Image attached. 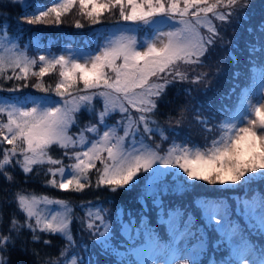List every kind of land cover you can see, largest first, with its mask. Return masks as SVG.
I'll return each instance as SVG.
<instances>
[{
    "label": "snow or ice",
    "instance_id": "obj_1",
    "mask_svg": "<svg viewBox=\"0 0 264 264\" xmlns=\"http://www.w3.org/2000/svg\"><path fill=\"white\" fill-rule=\"evenodd\" d=\"M8 2L23 6L26 0ZM77 5L79 15L90 25L101 24L105 13L118 10L115 30L102 36V43L93 31L95 49L86 44L82 49L62 50L67 54L29 57L27 46L21 50L17 37L8 34L6 17L0 19V80L24 81L7 91L19 92L35 77L33 89L59 98L0 97V175L11 183L14 177L8 169L19 167L28 175L47 165L46 185L77 193L91 187L112 193L130 191L143 179L137 197L142 211L137 220L131 211L125 213L121 208L113 220L108 209L88 201L78 205L84 213L81 217L74 214L68 200L16 194L14 201L0 200V264H12L10 250L16 248L25 230L34 244L51 246V240H42L43 235H59L65 241L58 258L44 264H93L90 256L86 259L75 251L79 248L87 254L91 249L83 240L77 245L71 230L74 220L101 254L114 258V264H176L181 259L183 264H202L205 255L207 264H264V247L257 249L225 201L197 200L203 220L199 224L186 208L164 200L168 195H184L199 181L236 187L250 185L257 177L264 179V21L246 29L253 36L246 42V81L250 83L242 86L241 72H233L234 83L225 97L235 96L232 104H221L215 110L210 101L193 105L192 88L188 87L182 91L191 99L179 109L174 124L172 116L167 128L156 118L160 104L170 103L165 100L170 87L187 83L207 88L209 72L197 69L210 67L207 60L218 43L221 47L232 45L221 28L249 20L250 0H53L46 10L33 9L18 19L31 25H59ZM121 21L126 23L121 25ZM140 26L151 30L148 38L137 39L134 33ZM75 27L84 25L76 20ZM232 48L228 55L238 62ZM182 65L189 70H182ZM57 69L55 86L46 85L43 78ZM220 71L217 67L215 74ZM82 111L94 116L95 122L80 127ZM189 112L205 133L219 135L210 142L206 136L203 148L185 137L183 142L172 139L163 149L168 134H179ZM115 114L119 119L108 124ZM217 116L221 119L215 122ZM73 127L79 131L72 133ZM155 136L161 143L152 142ZM54 146L62 150L60 158L50 154ZM65 157L73 162L65 165ZM169 176L176 179L169 182ZM149 201L155 210V225L147 215ZM5 202H15L25 216L21 222L15 213L10 214L7 231L3 229ZM53 205L57 207L51 208ZM235 215L243 218L250 232L264 234V195L238 198ZM117 231L120 238L114 243ZM208 232L216 234L210 254ZM20 251L29 250L21 246ZM218 252L226 255L217 259ZM32 255H38L35 249Z\"/></svg>",
    "mask_w": 264,
    "mask_h": 264
},
{
    "label": "trees",
    "instance_id": "obj_2",
    "mask_svg": "<svg viewBox=\"0 0 264 264\" xmlns=\"http://www.w3.org/2000/svg\"><path fill=\"white\" fill-rule=\"evenodd\" d=\"M52 2L53 0H26L25 4L22 6L20 4L11 5L9 4L8 0H3V3H0V12L4 13V16L0 17V19H4L6 17L7 23L9 25L7 30L9 35L16 36L22 46L29 44L30 49L34 50V52L38 51L37 49H34V47H36L37 41L41 43L43 48H55L60 45L61 50L68 46L76 49L77 47H84L86 44H90V46L95 49L97 45V39L92 35L93 31L96 32L97 36H101L100 42L102 43V36H107L110 32L115 30L113 25L117 23L116 18L110 17L108 13H105L103 16L101 24L90 25L86 19L82 20L81 23L84 25L83 28H76L74 22L70 25L65 23V26H60L63 22L59 25H31L19 22L18 18L24 15L25 12L31 14L33 9L37 8L44 10ZM247 12L250 18L249 20L242 21L241 24H236L235 21H233L232 23L226 24L221 28V32L225 40L230 39L232 41V45L238 44V47L232 48V45L221 47L218 43L217 46L211 50L210 58L207 60V63L210 67L197 69V71L209 72L206 89L205 84L189 85L187 83L176 84L175 86L168 89L165 100L170 101V103L162 102L159 107V113L156 117L165 128H167L169 116L173 117L174 124L175 118L179 114V109L185 105L186 101L191 99L185 97L182 89L188 87L192 88V97L194 99H191V103L193 105H195L197 102L210 101L213 109L215 110L219 108L221 104L230 105L236 100L235 96H233L231 99L225 98L234 83L232 80L234 71L241 72L240 83L242 86L246 82L250 83V80L246 81V77L248 75L246 69L248 58L246 42L251 41L253 36L249 35L246 29L249 26L255 28L261 21H264V0H250V7L247 9ZM214 22L217 23V25L220 23L218 21ZM139 28V34L137 37L138 40H142L150 36V29H144L142 26ZM229 48H232V52L238 58V62L233 61V59H231V57L228 55ZM181 67L182 70H189V66L182 65ZM217 67L222 69L219 74H215ZM7 74L11 75V70H9ZM45 77L50 79V85L54 87L55 72L46 75ZM35 82L36 78L31 77L28 81L29 87L22 88V90L19 92H9L7 89L12 88L17 83L23 84L24 81L0 80V87L5 89L4 91H0V97H19L21 100H23L26 97L31 99L36 96L52 95L55 99H59L58 97H55L53 93L45 94L33 89L31 84ZM43 82L46 85H49V83L45 82L44 78ZM178 89L180 90L179 93ZM239 91L240 89L238 88L237 92ZM96 106L99 108V103H97ZM203 114L208 115L209 113L204 111ZM117 115L118 114L111 116L109 121H116ZM192 115L193 113L191 112L187 114L188 118L182 122L180 128L178 129L179 134L177 136H172L171 133L168 134L169 142L162 143L163 149H166L169 146V143L172 139H175L178 142H183L185 137L190 138L192 143L203 148L205 145L206 136L210 142L214 136L219 135L218 132L211 135L205 133L201 126L192 120ZM220 119L221 117L217 116V120L215 122H218ZM90 120L95 122V117L89 116L87 112L83 111L79 114L80 126L86 124ZM76 128L77 127H73V129ZM199 135H203V137H200ZM152 142L161 143L160 137L155 136ZM50 154L56 158H60L62 156V150L53 147ZM72 162L73 161H70L67 159V157L64 158V164ZM47 167V165L38 167L28 175H25L19 167L8 169V171L12 173L14 180L13 182L9 183L5 180L4 176L0 175V200L14 201L16 194L28 192L35 195H46L54 199L68 200L71 202L74 214L81 217L84 215V213L81 211L78 205L92 201L97 206L108 209L109 214L113 217V220H115V214L121 208L125 213L131 211L133 215L137 217V220L139 219L138 214L142 211V206L137 202V197L141 190V185L144 183L143 179L130 191L121 190L116 193H112L103 187H91L85 189L82 193H77L74 191L59 190L52 187L51 185H46L45 180L49 177L44 174V170ZM91 179L94 183L96 179L95 172L92 173ZM202 186L206 189L195 190L194 187H192V189H188L182 196L168 195L164 197V200L166 203H170L172 205L178 204L181 208H186V211H190L199 224H202L203 220L201 219V210L195 203L197 200L206 199L209 201H225L233 210V218L237 219L242 227L245 228V232L249 235V239L253 242V244L257 246V249L264 247V234L250 232L243 218L237 217L235 215L236 201L238 198H244L246 196L250 198L254 194L264 195V179L260 178L250 185H242L235 188L219 187L217 189L210 185ZM257 189L259 190L258 192L256 191ZM148 203L149 208L151 209V202L149 201ZM3 213L4 231H7L8 218L10 214L15 213L21 222L25 220V216L18 210L17 204L15 202H5L3 204ZM147 215L149 216L150 222L155 225V210L151 209ZM124 218L127 220V215H125ZM80 227L81 226L74 220L71 225V230L75 236L77 245L81 243L80 237L82 232L80 231ZM159 231L161 236L164 237V229L161 227ZM84 233L87 234L85 238H90L87 232ZM208 238V253L210 254L213 251L211 244L212 241L216 239V234L214 232H208ZM43 239L51 240V246H45L42 242L35 244L32 243L31 233L27 230L23 231L20 234V238L16 241V248L10 250V259L12 264H44L45 260L57 259L59 250L65 244V241L61 239L59 235H43L42 240ZM21 246L26 247L29 251L27 253L21 252ZM33 249L36 250L38 255H32ZM75 251H79L81 255L85 256L86 259L90 256L92 258L93 264H114V259L109 260L108 257H104L101 254L100 248L96 245L92 248L91 252L87 254L83 253L79 248L75 249ZM224 255H226L224 252L216 253L217 259ZM202 264H207V255H205V257L202 259Z\"/></svg>",
    "mask_w": 264,
    "mask_h": 264
},
{
    "label": "rangeland",
    "instance_id": "obj_3",
    "mask_svg": "<svg viewBox=\"0 0 264 264\" xmlns=\"http://www.w3.org/2000/svg\"><path fill=\"white\" fill-rule=\"evenodd\" d=\"M53 3V2H52ZM52 3H50L47 7H50L51 5H52ZM44 10H46V8L44 9ZM109 16L110 17H114V18H116V21H118V17H119V13H118V10L115 12V14H109ZM66 20V21H65ZM76 20H80V21H82V20H85V18L84 17H82V16H80L79 15V8H78V5L76 6V7H74L73 8V10L69 13V14H67V15H65L64 17H63V23L60 25V26H65L64 24L66 23V24H73V22L75 23V21ZM125 22H120V24L122 25V24H124ZM215 23V22H214ZM144 29L146 28L145 26H142ZM140 29V28H139ZM139 29H137V31L134 33L137 37H138V34H139ZM163 31H167L168 29L167 28H164V29H162ZM203 31V30H202ZM9 34V33H8ZM138 39V38H137ZM18 44H19V47H20V49L21 50H24L25 49V46H27V55L29 56V57H37L38 58V56L39 55H42V54H44V55H47V54H49V53H54V54H56V55H59V54H67L66 52H63L62 50H64V49H66V48H69V46L68 47H65V48H63L62 50H61V46L60 45H58L57 47H49V48H43L42 47V45H41V43L39 42V41H37V43H36V47H34V49H37L38 51H35L34 52V50H31L30 49V46H29V44H27V45H25V46H22V44H20V41L18 40ZM39 49H38V48ZM70 48H72V49H74L73 47H70ZM83 47H77L76 49H82ZM34 70H38V65H37V67L34 69ZM58 69L55 71V83H56V81H57V79H58ZM44 79H45V82L46 83H49L50 84V79L48 78V77H44ZM253 102L255 103V98H253ZM262 103H264V101H261ZM100 105V104H99ZM29 107H31L32 105L31 104H29L28 105ZM100 107V106H99ZM119 119V115H117L116 116V120H118ZM107 123L108 124H114L115 123V121H109V119L107 120ZM85 124H83V125H81L80 127H83ZM72 133H76V132H78L79 131V128L77 127L76 129H71L70 130ZM87 135V134H86ZM200 137H203V135H199ZM55 147V146H54ZM55 148H57V147H55ZM58 149V148H57ZM68 164H70V163H65V165H68ZM176 178L175 177H173V176H169L168 178H167V181H169V182H172V181H174ZM258 179H260V177H257L256 178V180H258ZM202 185H210V186H213L214 188H219V187H225V186H222V185H219V184H217V185H212V184H208L207 182H204V181H199V182H197L193 187H194V189L195 190H201V189H206V188H204ZM236 187H238V186H236ZM225 188H235V187H232V186H228V187H225ZM189 189H192V187H190ZM21 194H25V195H32L33 193H28V192H26V193H21ZM258 195V194H257ZM49 197V196H48ZM50 199H54V198H52V197H49ZM41 207H43V206H41ZM51 208H56L57 206H55V205H53V206H50ZM86 235L87 234H85L84 232H82V234H81V240H83V242L84 243H87L88 245H89V248L92 250V248L93 247H95V244H92L91 243V240H90V238H85L86 237ZM116 237H118V232H117V234H116ZM118 238H120V237H118ZM118 238H116V240H118ZM116 240H114V243H115V241ZM81 242V241H80ZM103 255V254H102ZM104 257H108L109 258V260H111V259H114L113 257H111V256H105V255H103ZM176 264H183V260L181 259V260H178L177 262H176Z\"/></svg>",
    "mask_w": 264,
    "mask_h": 264
}]
</instances>
